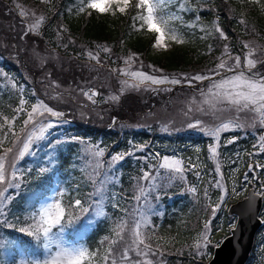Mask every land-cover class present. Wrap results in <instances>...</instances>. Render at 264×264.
Instances as JSON below:
<instances>
[{
    "label": "trees",
    "instance_id": "16d2710c",
    "mask_svg": "<svg viewBox=\"0 0 264 264\" xmlns=\"http://www.w3.org/2000/svg\"><path fill=\"white\" fill-rule=\"evenodd\" d=\"M178 1L180 0L176 2ZM181 1L183 4V18L187 19L186 25H181L185 37L183 39L184 42L180 43L175 49H172L168 55H158L150 51L153 35L150 34V36L145 38L144 33L147 31H137L133 27L134 22L132 17L135 15L134 9H129L124 14L119 12L115 13V15L112 13L99 14L95 11L89 14L87 11L83 13L79 12L81 0H0V10H4L5 8V10H8L9 5L7 3L12 5L15 2L16 4H21L30 13L41 12L45 17L36 32H24V29L17 28L18 23L23 25L20 15L0 11V40L2 41L3 39L9 45V48H11V51L7 52L6 48L0 46V82H6L5 84L8 85L10 79L16 87V89L3 87L0 90V123H3L4 117L11 119L14 116V113H16L15 108L18 104L17 100L21 96L24 99L31 97L28 90L30 88H22V82H27L20 71V68L27 67V65L22 63L24 53H18L15 56L18 60H14V57H11V54L16 55L19 51L17 49H19L23 42V40H18L20 35H24L27 41L34 39L39 42V45L49 49L52 48L59 56H64L66 62L70 63L72 72L68 73V76L72 81L75 78L76 81L82 80L80 76H84L85 78L87 69L81 66V62L83 58L88 57L86 55L87 51L94 53L93 48L100 45H107L110 53L97 52L98 63L110 66L115 71L117 69L114 68L115 66L113 67V64H116L122 55L127 54L126 52L135 53L148 65L161 67L173 73L190 71L195 65L207 66L208 64H213L218 51L217 47L225 44L224 39L218 38L215 35V30H210L207 27L208 25L211 26L215 21L228 37L225 40L228 49L242 53L244 41L248 37H256L260 44L262 42V46L264 47V7H260L254 0ZM13 9L15 11L14 7ZM12 18L15 21L18 18V22H15ZM25 21L30 20L24 17ZM98 50L101 49L98 47ZM91 60L93 59L89 58V61ZM93 62L95 63V61ZM92 71L93 69L89 68V75L92 74ZM21 93L22 95L20 96ZM118 111L120 115V110ZM21 116L22 114L15 115L16 119L13 122V130L15 132L20 127L19 119ZM126 120L129 121V119H122L119 116L118 121L121 122L117 124L109 121L108 125H83L70 122L62 127L59 132L49 135L47 140H44L46 150L43 155L35 153L34 157H24L19 162V170L24 173L25 181L19 190V196L8 205L5 213L7 220L15 223L16 218L19 217L22 222L24 216L27 214L30 203L28 196L33 192H39L44 188H48L46 186L41 189L44 183L47 182L49 184L52 182L51 173L41 176L38 172L41 167L40 164H43L44 160L47 159L45 153L49 151L47 147L49 140L53 144H56V141H61L60 144L56 145V151L52 154L55 156L56 168H66L65 172H67V168H70L73 170L75 176V181L71 182L67 194L63 197L65 204L75 198L83 200L86 197L83 194L92 188L91 177L94 179L88 169L82 170L80 168L81 163L75 157L78 148V141L76 139H87L103 149V156L100 157V160L105 162V166H100L99 168L106 172V174L111 173V176L104 189L105 194L103 192L102 200L103 202L105 201V196L109 194L110 189H113L117 193L116 204H118V207H113L112 209L114 204H107V209L112 210V218L115 220H120L130 209L128 202L132 201L131 198L134 195L133 186L135 179L143 171L149 170L150 165L163 156V154L176 153L182 157L190 154L193 158L197 156L203 158L206 155L204 145L208 136H204L202 133H178L174 130L164 132L159 127H156L154 123L151 125L126 126ZM157 126L159 125L157 124ZM6 130L5 128L4 131ZM2 136L3 131H0V138ZM240 140L244 141L241 144L244 147L246 146L245 149L247 150L248 145L246 144L248 139L242 137ZM233 143H228L227 146L223 145L222 148H234ZM134 145H144V147L134 149ZM5 146H10V144L6 141ZM131 147L132 155L126 156L115 164L110 163L113 155L120 152H130L129 149ZM222 148L220 149L221 152ZM253 155L249 159L246 151H243L241 158L244 160V164L248 165L250 162H257L260 165H264V151L259 149ZM31 160L33 161L31 167L25 165L29 164ZM209 164L207 161V163L203 162L201 165L192 168L185 167L186 180H184V183L190 181L187 186H194L195 192L190 191L179 180L175 181V183L163 184L158 190L156 188L148 190V194L152 198H155L156 202L155 212L151 215V224L155 230L151 231V238L146 237V243L151 245L152 252L150 255L155 259L154 264H205L209 258V254H206L204 251L207 250L210 253L215 245L211 240L218 242L223 235L229 232L228 229L233 217L227 215L225 207L219 208L215 214L208 211L210 208L209 202L212 201L210 200V196L214 200L215 195L219 191L215 187L217 178L213 171L211 173L213 183L210 179H206ZM225 166L227 167L228 164L226 163ZM196 170L199 172V175H196L197 179L194 174ZM257 176L261 180L258 178L255 184L259 186L264 185V168H260ZM205 184L206 186H204ZM234 199L230 197L227 204ZM93 200L94 196L92 195ZM123 205H126L125 210L119 214ZM113 213L118 215H114ZM85 217H82L77 222L74 230L70 229L68 231L69 236L71 232L81 229ZM205 222H208L211 227L210 243L206 248L204 247L201 249L202 251L198 252L197 247L195 248L191 242V236L193 237V234L199 231ZM20 226H22V223L17 224V227ZM263 227L264 224L255 236L254 248L251 250L248 259L244 262L245 264H257L255 261L260 254L257 245L264 243ZM112 229L113 226L109 218L102 216L91 226V229L85 236V240L89 244L93 243V246H95L96 239L108 236ZM0 233L8 240L17 241V245H13L10 249L17 260L21 258L17 254L18 245L28 248L29 252L32 250L29 247L30 238L24 234L7 228H0ZM101 240L98 241L96 248H98L100 255L103 256L105 250L110 245L108 242H102ZM112 247L115 250L113 258L116 259L117 264H136V261L143 264L142 260L132 253V248L129 250L128 260L124 261L121 259V251L119 250L122 247L121 244H116Z\"/></svg>",
    "mask_w": 264,
    "mask_h": 264
},
{
    "label": "rangeland",
    "instance_id": "374dc122",
    "mask_svg": "<svg viewBox=\"0 0 264 264\" xmlns=\"http://www.w3.org/2000/svg\"><path fill=\"white\" fill-rule=\"evenodd\" d=\"M176 1L177 0H169V3L167 5V11L172 15L178 17V19H175L173 21V27L176 28L177 32H179L184 39V32L181 28V25H186L187 19L183 18L182 15V1ZM7 4L9 5L8 10H5V8L4 10L0 11L15 13L16 15H19V8L17 7V5H20L23 8V6L19 3L16 4L15 2H13L12 5L10 3ZM256 4H258L260 7H264V0H259L258 3L256 2ZM13 7L15 8L16 12L14 11ZM35 14L36 16L43 15L41 12ZM25 18L29 19L30 21L24 22V17H21L23 25L20 23H18L17 25V28L24 29V32L28 31L27 25L34 22L35 17H33L30 13V15ZM12 20L14 19L12 18ZM16 21L18 22V18L16 19ZM216 25H218V23L215 21L211 24V26L208 25L207 27L210 28V30H214V27ZM144 34L145 38H147V36H150V33L148 32ZM215 35L218 38H221L219 33H217L216 31ZM252 39H254L255 41ZM18 40H23V42L19 49H17L19 51L16 53V55L11 54V57H14V60H18L15 58V56H17L18 53H24L25 59L22 58V63L27 65V67L23 68L24 70L20 68V71L23 74L24 78L27 80V82H22V88H30L28 90L31 96L29 99H24V97L21 96V93V98L17 100L18 104L15 108V111L18 107H21V99L26 102L22 106V116L19 119L20 127L16 131L18 135H23V133L21 132V128L23 127V120L27 118V112L31 110V106L37 103V101L42 100L45 104L53 108L55 111H59L64 114L62 117L59 118L50 117L48 114H45L47 119H51L52 121H54V126L49 130V135H52L55 132H59L62 127H64L70 122L80 123L83 125H108L109 121H111L118 124L119 122H121L118 121V118L120 116V118L122 119H129V121H125L126 126H141L143 124L151 125L152 123H154L156 127H159V129L161 131L163 130L164 132L173 130L177 131L178 133L185 132L194 134L199 132L202 133L204 136H208V139L204 145L206 155H204L203 158L198 156L196 158H193L190 154L186 155L185 157H182L175 153L172 155L166 153L150 165L156 166L155 168L149 167V170H147L152 172L153 176L155 177V180H141L140 177L142 176V174L135 179V183L133 186L134 195L131 198L132 201L128 202L130 209L121 218L126 222V231L124 233V240L118 243L122 246L119 249L121 251L120 253L123 252L125 247H128V245L131 244L132 236L128 229L130 228L133 220L141 221V232L144 237L151 238V231L155 230L151 224V215L153 212H155L156 202L155 198H152L148 194V190L151 188H156L158 190L163 184L165 185L175 183V181L177 180L182 181V183H184V180H186L184 171L183 173L169 174L166 170L159 169V163L162 162V158L165 156L175 157L176 159H179L183 168L187 163L186 160H188V162H191L186 165L187 168H192L191 165H196L197 163V165H201L203 162L207 163V161L210 163L207 167L208 174L206 179H210V181L212 182L211 173L213 171L215 177L217 178V181L219 180L223 185V189L218 188L219 191L215 195V201L213 200V197L211 198L210 196V200L212 201L209 202L210 208L208 209V211H211L212 214L213 207L219 205V207H216V211L219 208H222L223 206L226 208L228 205L227 202L230 197H241L245 194L249 187H254V189L257 191L264 188V185H261L262 188H260L259 185L255 184V181H257V179L259 178L257 174L260 168L256 167V165L259 163L250 162L247 165L244 164V160L241 158L243 151H246L248 158L250 159L254 156L253 153L259 151L260 149V138L264 137V125L260 123V114L254 113L250 110L237 111L235 106L227 105L225 103L218 104L215 109H212L209 105L202 103L204 97L201 95L202 92L207 93L211 81H196L192 84H188L187 82H183L182 79L183 74H187L188 76L194 75L196 73L210 74L209 70L215 69L216 64L220 62V59L228 60L229 64L231 65L234 63V59L231 58H234L237 55L241 56V66H243V57L246 53L249 52V49H246L243 46L242 53L229 49V54L222 56V53L224 52V46L227 44L224 40L225 44H223V46L219 45V47H217L218 51L216 57L214 58L213 64H208L207 66L195 65L190 71H185L181 73H173L171 71L168 72L162 69L161 67L158 68L156 66H152L151 64L148 65L147 63H144L142 59L138 57V55L131 52H126L127 54L122 55L118 62H116V64H113V67L115 66L114 68H116L117 71H114V69L110 66L96 62L95 59L89 61V58L85 57V59L83 58L81 62V66L87 69L85 78L84 76H80L82 80L76 81L75 78L74 81H72V79H70V77L68 76V73L72 72L70 63L66 62V58L64 56H59L52 48L49 49L45 46L39 45V42L35 41L34 39H30L29 41H27L24 35H20ZM152 41L154 42V36ZM0 42V46L6 48L7 52L11 51V48H9V45H7L3 39L2 41L0 40ZM153 42L150 45V51L158 55H168L172 49H175L179 45L177 43L168 41L169 46L167 50H164L154 48ZM245 43L250 44L251 48L254 49L252 55L253 59L264 61V47L262 46V42L260 44L259 40L256 37H248L246 41H244V44ZM98 47L101 50H98ZM105 48L109 49L107 45L96 46L93 48L94 53H92L96 55V53L99 51H102L104 54L109 52H105ZM88 52L90 51H87L86 55ZM133 54L136 59L134 61H129L128 63H126L125 61L127 60V57ZM86 59L88 60V62ZM93 61H95V63ZM89 68L93 69L91 75H89ZM121 68L129 72L141 71L148 73L149 75H155L157 77H160L162 75H167L169 76V78L176 77L182 79V83L173 85L170 83L151 84L150 82H144L140 85L139 88L125 87L122 85V81L127 80L131 83H136L138 81L135 78H132L131 76L121 74V72L119 71V69ZM256 70L261 73H264V66L259 65ZM5 83L2 81L0 82V90L3 87L16 89L15 84L12 80L9 79L8 85H6ZM93 88L97 89L96 95L94 96L95 101H93V98L89 99L87 96L83 95L84 92L91 93ZM113 97H115V99H113ZM118 110H120V115ZM15 115L18 114L14 113V116ZM196 120L202 122L201 127L204 129L215 128L219 124L227 121H232L233 123L240 126L230 127L228 130L221 132L219 139L217 140L207 135L205 131H201V128L188 127V124L194 123ZM62 121H66V123ZM157 124L159 126H157ZM242 137L248 139V142L246 144L248 145L247 150L245 149L246 146L244 147V145L241 144L242 142H244L240 140ZM76 141H78V148L75 153V157L81 163L80 168L82 170L88 169L94 177V179L91 177L92 188H90V190L83 194L86 197L83 200L81 199L84 202V206L88 207L92 203V195L94 196V199L96 198L94 195L95 189L101 187L99 181L103 182V189H105L106 185L108 184L107 182L110 180L111 173L106 174V172L100 170L99 168L100 166H105V162H102L100 160L101 156L94 155L97 151L102 149L99 145L83 138H77ZM232 142H234V148H222L223 145L227 146L228 143ZM212 144L217 145V154L215 158L212 157V154L209 150V146ZM221 148L222 152L220 150ZM45 150L46 145L44 141L38 142V144L34 148L35 153H40L42 155ZM129 150L131 152L132 147ZM25 157H34V155H26ZM10 159L11 158H9V160ZM43 159H45V157H43ZM46 160L47 159L44 160L43 164H40L41 167L44 165L46 167H50L51 171H53L56 168L55 161L52 165L49 166L46 164ZM20 161L17 162L18 169ZM32 163L33 161L31 160L29 164L25 165L31 167ZM226 163L228 164V169H226ZM217 165H219L220 168L219 173L216 171ZM249 165H252L253 167L249 168ZM65 170L66 168H56L53 172L50 171L49 174H52L53 179L52 183H44L41 189L48 185L50 186H48V189L50 190L59 186L65 191V194H67L71 182L75 181V176L73 174V170H71L70 168H67V172H65ZM197 173H199L198 170H196V173H194L195 176L197 175ZM197 176L195 177L196 179ZM259 180H261V178H259ZM189 182L190 181L184 183L185 186H187ZM141 186H143L146 191L144 193V196L141 197L140 200H137L136 197L140 195L138 189ZM204 186H206V184ZM187 187L189 190L191 188H195L191 185ZM28 197L31 198V194ZM116 201L117 193L113 189H110L109 194L105 196V201L103 202V209L105 212L104 216H107L109 218V221H111L113 228L116 223H119L121 221V219L115 220L112 218V210L107 209V204H115L118 207ZM263 203L264 201L262 202L261 210L259 213L262 218V224L259 227L260 229L264 224ZM125 207L126 205H123L119 214L123 213ZM113 214L118 215L116 213ZM228 216L231 217L232 215ZM101 217L102 216L97 217L94 214H86V218L91 219L93 221L92 225H94L95 221ZM145 220L147 221V223H144ZM233 223L234 220L232 219L230 226ZM82 224L83 225L81 229H78L75 232H71L70 236L67 232L65 238L74 243H82L92 251L98 250L96 246L98 244V241H100L101 239H103L101 240L102 242H107L105 241V237H108L109 240L115 239V236L111 230V233L108 236H103V238H97L95 246H93V243L89 244L85 240V236L87 232L91 229L92 225H87L85 219ZM204 225L199 229V231L193 234V237L191 236V242L194 247L196 248L197 243H199V245L201 246L200 249L197 250L198 252H200V250L204 248V241L202 239V235L205 234ZM210 231L211 227L209 226V229L206 233L209 239L211 237ZM0 237H3L2 233H0ZM211 241L214 244H217L216 240ZM257 247L261 249L260 255L257 257V264H264V243L258 244ZM104 248H106V246H104ZM141 250L148 252L147 256L139 255L135 248H132V253L137 255L142 260L143 264L146 260H150L152 264H154L155 259H153V257L150 255L152 251L143 249V246H141ZM204 252L206 254L209 253L207 250ZM101 263L102 260L99 261V264Z\"/></svg>",
    "mask_w": 264,
    "mask_h": 264
},
{
    "label": "snow or ice",
    "instance_id": "6c2138e0",
    "mask_svg": "<svg viewBox=\"0 0 264 264\" xmlns=\"http://www.w3.org/2000/svg\"><path fill=\"white\" fill-rule=\"evenodd\" d=\"M254 2L258 3L259 0H254ZM168 3L169 0H81L79 12L83 13L87 11L91 14L92 11H95L99 14L112 13L115 15L116 12L124 14L129 9H134L135 15L132 17L134 22L133 27L137 31L144 30L152 34L154 36V48L167 50L169 46L168 41L177 44L184 42L181 34L173 27V21L178 19V17L167 11ZM17 7L19 8V15L21 17L29 16L28 10L22 8L20 5H17ZM31 15L35 19L34 22L27 25V30L36 32L45 17L43 15L36 16L34 12ZM214 30L219 33L222 39H228L225 32L218 25L214 27ZM243 46L249 49V52L243 57V66H241V56L237 55L231 58L234 59V63L231 65L228 60L220 59L215 69L209 70L210 74L196 73L191 76L183 74L182 79L183 82H187L188 84L196 81H211L207 93H201L204 97L203 104L215 109L218 104L225 103L235 106L237 111L250 110L254 113H259L260 123L264 125V73L256 71L258 64L264 66V61L252 58L254 49L251 48L250 44L245 43ZM104 51L107 52L109 49L105 48ZM228 54L229 49L225 45L222 56ZM87 55L90 59H95L99 62L98 56L92 52H88ZM135 59L134 54L129 55L125 62L128 63ZM119 71L121 74L131 76L138 81L136 83H131L127 80L122 81L121 83L125 87L139 88L144 82H150L151 84L170 83L173 85L182 83V79L176 77L169 78L167 75L157 77L141 71L129 72L123 68L119 69ZM83 95L91 99L96 93L94 91L91 93L84 92ZM25 103L23 99L20 100L21 107L16 109V114L22 113V106ZM45 114L56 118L64 115L62 112L55 111L42 100H39L31 106V110L27 112V118L23 120V127L21 128L23 135H18L13 130L15 116L11 119L4 117L3 123H0V131H3V136L0 138V218H2L0 219V228L12 229L24 234L30 238L29 247L32 249L29 252L28 248L18 245L17 254L21 258L17 260L15 255L10 251L13 245H17V241L0 237V264H99L101 260L102 264H117L116 259L113 258L115 250L112 246L124 240V233L126 231V222L124 220L121 219L112 229L115 239L109 240L108 237H105V241L110 246L105 250L102 257L98 250L92 251L82 243H74L65 238L68 230H74L77 222L82 217H85V214H94L97 217L105 215L102 200L104 192L102 181H99L101 187L95 189L94 195L96 198L88 207H85L84 202L79 198L71 199L69 203L65 204L63 200L65 191L57 186L51 190L44 188L42 191L31 194L28 211L22 222L19 217L16 218L15 223L9 222L5 217L9 203L19 196V190L25 181L24 173L18 169L17 162L22 160L26 155H35V146L38 142L47 140L50 134L49 130L54 126V121L47 119ZM62 122L66 123V121ZM201 124V121L196 120L194 123L188 124V127L201 128V131H205L207 135L217 140L221 132L228 130L230 127L240 126L232 121H227L215 128L204 129L201 127ZM5 128L7 129L6 131H4ZM6 141L10 146H5ZM60 143L61 141H56V144H53L50 140L47 142L49 149L45 153L47 165L50 166L54 163L55 156L52 154L56 151V145ZM133 147L134 149L143 148L144 145H134ZM209 150L212 157L215 158L217 145H210ZM260 150L264 151V137L260 138ZM132 154V152L117 153L111 157L110 163L115 164ZM94 155L103 156V149L97 151ZM9 158L11 159L9 160ZM150 167L155 168L156 166ZM158 167L161 170H166L169 174L183 173L184 171L181 161L175 157H163ZM252 167V165H249V168ZM256 167L264 168V165L257 164ZM50 171L51 168L46 166H42L38 170L41 176ZM216 171L219 173V165H217ZM140 179L152 181L155 180V177L152 172L144 171ZM215 187L223 189V185L219 180L216 181ZM138 190L140 195L136 199L140 200L144 196L146 189L141 186ZM190 191L195 192L196 189L191 188ZM257 195H264V193H257ZM113 207H117V205L114 204ZM216 207H219V205L213 207V214H215ZM85 222L89 226L93 223L91 219H87L86 217ZM20 223H22V226L17 227V224ZM144 223H147V221L145 220ZM204 228L205 234L202 235V239L206 248L210 243L209 237L206 234L209 229L208 222L205 223ZM128 231L131 233L132 241L120 254L121 259L124 261L128 260L130 248H135L139 255L147 256L148 252L141 250V246H143V249L150 251L151 245L146 243V237L141 232V221L133 220ZM196 247L199 250V243H197ZM136 264H140V262L136 261ZM144 264H152V262L146 260Z\"/></svg>",
    "mask_w": 264,
    "mask_h": 264
},
{
    "label": "water",
    "instance_id": "95a60500",
    "mask_svg": "<svg viewBox=\"0 0 264 264\" xmlns=\"http://www.w3.org/2000/svg\"><path fill=\"white\" fill-rule=\"evenodd\" d=\"M97 92L93 88L91 92ZM95 101L94 96H92ZM254 187L226 208L228 215H235V223L229 233L215 245L206 264H244L254 244V236L262 224L259 217L263 195H257Z\"/></svg>",
    "mask_w": 264,
    "mask_h": 264
}]
</instances>
